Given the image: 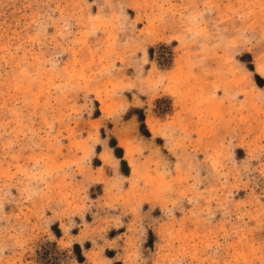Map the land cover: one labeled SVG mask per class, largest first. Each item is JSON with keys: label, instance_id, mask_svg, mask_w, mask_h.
<instances>
[{"label": "rangeland", "instance_id": "374dc122", "mask_svg": "<svg viewBox=\"0 0 264 264\" xmlns=\"http://www.w3.org/2000/svg\"><path fill=\"white\" fill-rule=\"evenodd\" d=\"M258 80L264 0H0V264H264Z\"/></svg>", "mask_w": 264, "mask_h": 264}, {"label": "water", "instance_id": "95a60500", "mask_svg": "<svg viewBox=\"0 0 264 264\" xmlns=\"http://www.w3.org/2000/svg\"><path fill=\"white\" fill-rule=\"evenodd\" d=\"M258 82H259V84H261V85H264V82L263 81H261V80H258ZM117 155L118 156H122L123 155V153H119V151L117 152Z\"/></svg>", "mask_w": 264, "mask_h": 264}]
</instances>
